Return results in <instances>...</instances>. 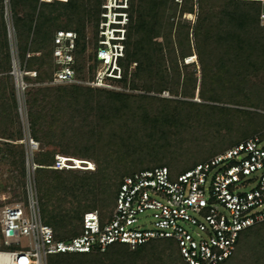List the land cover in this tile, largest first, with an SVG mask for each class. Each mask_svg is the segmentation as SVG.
Masks as SVG:
<instances>
[{"label": "trees", "instance_id": "16d2710c", "mask_svg": "<svg viewBox=\"0 0 264 264\" xmlns=\"http://www.w3.org/2000/svg\"><path fill=\"white\" fill-rule=\"evenodd\" d=\"M92 1L94 11L88 7L91 1L68 0L66 8L58 10L39 5V0H10L18 57L28 70L37 72L35 81L52 79L53 38L59 29L78 33L74 68L79 77L93 78L98 63L95 51L82 59L85 19L95 20L97 47L100 3ZM182 3L180 15L192 14V0ZM216 3L226 8L216 21H210L209 6ZM254 3L200 0L194 24L179 23L173 32L175 0H131L125 53L119 60L122 78L116 82L128 90L69 84L27 92L29 134L46 147L36 159L40 209L55 239L77 236L86 211L97 210L103 222L107 217L101 209L109 207L114 193L116 199L124 175L157 166L169 169L175 163L180 164V174L264 129V113L246 109L264 110V81L255 79L264 70V26ZM171 10L173 14L168 13ZM153 37L162 40L154 46ZM193 55L200 65L199 84L196 76H181L177 66L179 60ZM10 69L0 0V162L12 167L11 175L17 173L23 188L25 152L17 142L23 137L16 128ZM143 80L144 92L133 93ZM163 91L179 97L161 96ZM196 91L199 102L191 99ZM54 143L133 158V162L130 170L102 160H96L94 170H57L52 167L53 152L48 150ZM263 229L264 221L241 231L234 252L219 264H264ZM169 240L173 239H151L134 248L113 242L104 251L60 252L53 254L52 264H137V257L146 252L157 264H187L177 244Z\"/></svg>", "mask_w": 264, "mask_h": 264}, {"label": "built area", "instance_id": "2783aa9c", "mask_svg": "<svg viewBox=\"0 0 264 264\" xmlns=\"http://www.w3.org/2000/svg\"><path fill=\"white\" fill-rule=\"evenodd\" d=\"M68 0H39V5ZM131 0H103L97 25L98 60L93 78L79 77L74 64L78 33L59 29L53 38L52 84H77L108 90H127L117 84L122 78L119 60L124 57ZM181 3L182 0H175ZM200 0H192L194 18ZM255 2L259 21L264 26V0H226ZM11 57V75L18 109L29 129L26 105V80L36 77L21 63L17 52L10 0H4ZM28 54L26 55V57ZM161 96H168L163 91ZM29 169L38 166L33 152L38 142L29 134ZM77 161H83L81 163ZM54 169L94 170L95 162L86 158L56 155ZM131 165L127 170H130ZM244 186L249 189L243 190ZM25 215L22 202L0 208V264H47V256L60 252L104 251L113 242L134 248L151 239L170 238L177 244L187 264H219L235 250L244 229L264 221V129L213 155L207 160L170 178L166 166L134 171L122 177L114 208L101 221L97 210L82 215L81 232L67 240H57L52 227L43 220L37 190L32 180L26 188ZM150 212L153 228L141 227L139 216ZM28 239L27 247L6 249ZM3 247V248H2Z\"/></svg>", "mask_w": 264, "mask_h": 264}, {"label": "rangeland", "instance_id": "374dc122", "mask_svg": "<svg viewBox=\"0 0 264 264\" xmlns=\"http://www.w3.org/2000/svg\"><path fill=\"white\" fill-rule=\"evenodd\" d=\"M3 1L4 0H2L3 14H4L5 5H4ZM83 1H85L86 3L91 1L90 4L88 5V7H90V10L94 11V6L92 3L93 2L92 0H83ZM102 2H103V0H99V3H100L99 4V11L100 12H101V3ZM182 4L183 3L181 2V3H177V5H176L175 13L173 16V22H174L173 32L179 26V23L194 24V22L196 20V17L194 18L191 14H186V15H182V16L180 15L181 9L183 7ZM254 5L256 6L255 3H254ZM45 6H47V5H45ZM48 6H50V8L58 9V10H64L66 8V4L60 3V2L48 3ZM225 8H226V6H224V4H222V3H216L214 5L209 6L208 12H210L209 13L210 21H216L217 18L220 16V14L223 12V10H225ZM259 9H260V7L258 5V11H259ZM256 10H257V6H256ZM100 12H99V17H100ZM168 13L173 14V10H171ZM4 20H5V18H4ZM84 21H85L84 33L86 36V38H85L86 50L84 52L82 59H88L87 56L92 55V52L94 50V42H95V36H94L95 35V22L94 21L95 20H94V18H92V19L88 18V19H85ZM63 22H65L64 19H63ZM11 35H12V37H14V39H16V42H17L15 31H14V33H11ZM174 38L176 39V35L174 37V34H173V40H175ZM8 40H9V38H8ZM160 40H162V39L161 38H154V37L151 39V41L154 43V46L156 45V42H158ZM174 42L176 44V41H174ZM188 61L192 62V63L189 64L188 66H184V64L188 63ZM183 62H181V60H179L178 65H177L181 76H183L184 73L187 77L196 76L198 78V84H199V81H200L199 79L201 77V73H200L199 61H198L196 55L191 56L190 59L184 58ZM88 63L91 65L94 62L91 58H89V61L87 62V64ZM36 66L37 65H35V67ZM96 66H97V64H96ZM34 78L35 77L31 78L30 80H27L29 83H31V85L26 89V92H25L26 99H27V92L29 90L36 88V87L64 85V84H52V83H50L51 79H45V80H42L39 82V81H35ZM255 79H256V82H259L261 80L264 81V70L261 72H258ZM140 84H141L140 90H132L133 93L134 92L135 93H139V92L143 93L144 92V90H145L144 89L145 88L144 80ZM149 94L156 95V96L158 95V93H155V92H150ZM166 97L167 98L168 97L178 98L179 95L174 96V95H171L168 93V96H166ZM15 98H16L17 113H18V123L16 124V128L20 129V131L22 133V137H23L21 140H17V142L21 143L23 145V149L25 152V154H24V166H25L24 187L22 188L19 185L20 182L18 180H20V179L18 176H16L17 173H15V171H13V174L11 175L10 170L12 169V167L6 166L1 161L0 162V208L5 204L20 201V202H22V206H23V210H24L25 215H28V208L26 205V197H25L28 181L32 180L33 184H35V188L37 190L39 200H40V190H39V183H38L37 174H36V168L34 170L32 168L29 169V165L27 163L28 159H29V164H31L30 155L27 156L29 153V151H28V139L27 138L29 136L30 130L28 129V131H26V129H25L26 126H24V122L22 121V117H21V114H20L19 109H18L16 91H15ZM191 99L194 101H198V102L200 101V99L197 95V91H196L195 96ZM241 108H244V107H241ZM246 109L255 110V111L264 113L263 107H259V106H258V108L246 107ZM27 116H28V114H27ZM0 142H2V141H0ZM44 144H45L44 141L38 140V149L33 152V161L35 163H36V159L39 157L40 152L46 149ZM186 144L187 143H185L184 145H186ZM53 145L55 147L54 148H48V150L53 152L54 158H56V155H62V156H66V157L70 156V157L86 158V159H89L91 161H94L95 163H96V160H102V161L109 162L112 166H115L116 168H118L120 170H124L125 168H128L131 165V163L133 162V158H127V157H123V156H119V155H113V154L98 153L96 151L86 150L84 148L72 146L70 144L69 145L63 144V146H61L59 143H57V144L54 143ZM59 148H61V150H59ZM78 162L81 163L80 161H78ZM153 165H151L150 167H153ZM179 165L180 164L175 163V164L168 166L171 180H174L176 178V176L179 174V171H180ZM95 166H96V164H95ZM78 170L83 171L80 169H78ZM7 177H11V178L7 179ZM23 189H24V194H23ZM241 189L247 190V189H249V186H244ZM116 195H117V189H116ZM114 205H115V193L112 195V198L110 199L109 207L105 208V209H101L104 212H106L105 214H106L107 218L110 215L111 211L113 210ZM138 224L144 228H153V223L151 220L150 212L149 213L146 212L144 214H141L139 216ZM263 232H264V229H263ZM68 235L69 234H67L66 236H68ZM66 236H61L59 238L62 240H67V239H65ZM169 241L171 243H173V245H176L173 240H169ZM239 242H240V239H239ZM27 245H28V239L26 237H22L20 239V245H14V246H12L10 248H6V249H20V248L27 247ZM241 252L242 251H240L239 253H241ZM150 256L151 255L147 252L141 254L140 256L137 257V264H157L156 261H154L152 259V257H150ZM53 257H54L53 254H49L47 256V264H52Z\"/></svg>", "mask_w": 264, "mask_h": 264}, {"label": "clouds", "instance_id": "9594fccd", "mask_svg": "<svg viewBox=\"0 0 264 264\" xmlns=\"http://www.w3.org/2000/svg\"><path fill=\"white\" fill-rule=\"evenodd\" d=\"M190 57H191V56H190ZM186 58H187V57H186ZM189 61H190V60H189ZM189 61H188V62H189Z\"/></svg>", "mask_w": 264, "mask_h": 264}, {"label": "bare ground", "instance_id": "6f19581e", "mask_svg": "<svg viewBox=\"0 0 264 264\" xmlns=\"http://www.w3.org/2000/svg\"><path fill=\"white\" fill-rule=\"evenodd\" d=\"M78 162V161H77Z\"/></svg>", "mask_w": 264, "mask_h": 264}]
</instances>
